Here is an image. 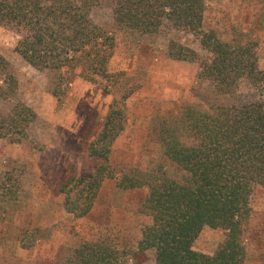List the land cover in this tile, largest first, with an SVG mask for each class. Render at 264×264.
<instances>
[{"label":"trees","instance_id":"16d2710c","mask_svg":"<svg viewBox=\"0 0 264 264\" xmlns=\"http://www.w3.org/2000/svg\"><path fill=\"white\" fill-rule=\"evenodd\" d=\"M102 4L110 7L117 29L153 35L168 24L189 33L209 59L176 41L169 42L167 56L197 63L198 79L212 85L215 97H206L203 109L185 106L160 124L157 139L166 159L183 173L179 181L162 172L117 178L108 168L126 120L125 103L112 101L88 149L90 157L105 163L89 177L65 185L64 205L77 217L86 216L106 179L123 190L147 189L141 210L151 223L142 229L138 251H152L154 264H244L242 225L249 217L252 191L264 187V71L258 68L254 43L224 42L215 31H205V0H0V25L14 31L15 51L33 69L68 75L79 69L85 81H110L115 78L108 69L114 39L90 19L91 7ZM61 81L67 83V78ZM17 90L18 81L0 55V99L14 100ZM35 118L30 107L15 102L0 115V138L22 142ZM18 189L11 175L0 178V202L16 204ZM205 227L226 232L213 255L193 250ZM121 260L122 253L109 243L83 241L67 262Z\"/></svg>","mask_w":264,"mask_h":264},{"label":"rangeland","instance_id":"374dc122","mask_svg":"<svg viewBox=\"0 0 264 264\" xmlns=\"http://www.w3.org/2000/svg\"><path fill=\"white\" fill-rule=\"evenodd\" d=\"M90 19L114 39L110 81H85L79 69L74 75L33 69L16 53L14 31L0 25V55L18 81L15 99H0V115L15 102L36 115L22 142L0 138V178L11 175L19 185L16 204L0 202V264H68L71 250L83 241L109 243L122 253L121 264H154L152 251H138L142 229L151 223L141 210L147 189L123 190L106 179L81 218L67 210L63 189L105 163L90 157L88 149L114 100L125 103L126 120L108 168L117 178L162 172L181 180V170L163 155L160 124L185 106L203 109L206 97L215 96L212 85L198 79V64L170 59L167 47L176 41L202 58L210 56L189 33L168 24L153 35L117 29L107 5L92 6ZM203 26L224 42L254 43L264 71V0H205ZM249 207L241 233L244 264H264V187L254 188ZM225 239L224 230L205 227L193 250L213 255Z\"/></svg>","mask_w":264,"mask_h":264}]
</instances>
